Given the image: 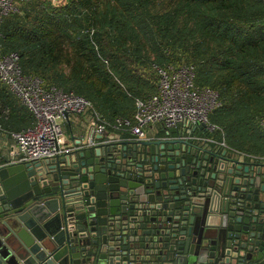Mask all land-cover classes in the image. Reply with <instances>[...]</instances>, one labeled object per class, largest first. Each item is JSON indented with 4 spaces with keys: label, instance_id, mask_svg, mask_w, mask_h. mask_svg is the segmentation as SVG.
<instances>
[{
    "label": "water",
    "instance_id": "obj_1",
    "mask_svg": "<svg viewBox=\"0 0 264 264\" xmlns=\"http://www.w3.org/2000/svg\"><path fill=\"white\" fill-rule=\"evenodd\" d=\"M197 129L45 161L0 148V264H264V165Z\"/></svg>",
    "mask_w": 264,
    "mask_h": 264
},
{
    "label": "trees",
    "instance_id": "obj_2",
    "mask_svg": "<svg viewBox=\"0 0 264 264\" xmlns=\"http://www.w3.org/2000/svg\"><path fill=\"white\" fill-rule=\"evenodd\" d=\"M24 0L4 19V53L27 75L89 99L113 131L129 136L136 98L158 91L157 67L192 64L195 82L219 94L212 134L264 159L263 0ZM4 130L31 126L34 113L0 80ZM220 147V146H218ZM222 148V147H221Z\"/></svg>",
    "mask_w": 264,
    "mask_h": 264
},
{
    "label": "built area",
    "instance_id": "obj_3",
    "mask_svg": "<svg viewBox=\"0 0 264 264\" xmlns=\"http://www.w3.org/2000/svg\"><path fill=\"white\" fill-rule=\"evenodd\" d=\"M22 1L0 0V28L6 16L20 9ZM63 1L53 0L55 3ZM157 69L158 91L137 97L135 121L118 119L119 125L129 126L135 139L148 138L145 127L155 123L163 125L167 137H172L171 130L174 128L180 131V135L175 133L173 137L187 136L189 129L202 122L207 123L208 131H213L216 126L210 122L209 114L220 104L219 94L212 88L196 84L195 66L185 63ZM0 80L8 84L35 115L31 126L9 133L15 141L13 160L45 161L66 151L68 148H62L65 141L62 118L66 110L78 114L91 113L94 117L93 136L108 128V121L89 99L56 86L45 87L41 78L24 73L20 54L17 51L4 53L1 43ZM9 113L8 108L0 113V131L4 130L1 118ZM261 122L264 126V117ZM92 137L88 139L90 143L97 144ZM208 140L215 141L211 138ZM221 145L228 147L225 141L220 142Z\"/></svg>",
    "mask_w": 264,
    "mask_h": 264
},
{
    "label": "crops",
    "instance_id": "obj_4",
    "mask_svg": "<svg viewBox=\"0 0 264 264\" xmlns=\"http://www.w3.org/2000/svg\"><path fill=\"white\" fill-rule=\"evenodd\" d=\"M62 122L65 129V141L62 143V148H71L77 145L79 139L85 138L84 142H86L89 138L93 136V126H94V117L91 113L86 114H78L74 112H70L69 116L66 115L62 118ZM193 129V128H192ZM147 137H157L164 130V127L161 123L149 124L145 127ZM130 131V130H129ZM129 136L125 137L126 134L124 132L113 131L110 128H107L103 133H96L94 137L95 143H103L109 140H130L134 138V134L130 131ZM101 134L103 136H101ZM188 135V134H187ZM192 135H200L203 138V142L205 145L218 147L220 143L214 139L212 134H202L199 133V129L196 132H193ZM92 137V138H93ZM206 138L214 139L215 141L208 140ZM14 139L10 136L9 133L5 131H0V148L2 151L11 156L12 158V150L14 147ZM221 149L227 148L221 145ZM228 149L233 152L235 156L242 160H252L264 165V159H260L258 157L251 156L246 152L241 150H234L228 146ZM2 152H0L1 156Z\"/></svg>",
    "mask_w": 264,
    "mask_h": 264
},
{
    "label": "rangeland",
    "instance_id": "obj_5",
    "mask_svg": "<svg viewBox=\"0 0 264 264\" xmlns=\"http://www.w3.org/2000/svg\"><path fill=\"white\" fill-rule=\"evenodd\" d=\"M169 1H170V0H161V1L159 2V7H160V8L165 7V5H167V4L169 3Z\"/></svg>",
    "mask_w": 264,
    "mask_h": 264
}]
</instances>
